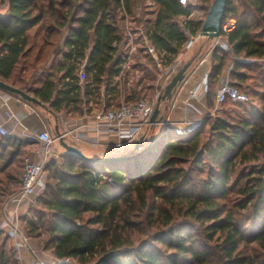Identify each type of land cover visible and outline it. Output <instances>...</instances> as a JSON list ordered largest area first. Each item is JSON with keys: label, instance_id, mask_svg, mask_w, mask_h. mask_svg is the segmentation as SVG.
<instances>
[{"label": "trees", "instance_id": "1", "mask_svg": "<svg viewBox=\"0 0 264 264\" xmlns=\"http://www.w3.org/2000/svg\"><path fill=\"white\" fill-rule=\"evenodd\" d=\"M140 1L139 8L136 0H0V81L50 113L79 116L90 103L114 109L121 97L143 98L158 73L147 45L169 66L199 35L202 21L187 17L206 13L213 0H149V9ZM230 18L228 50L210 53L207 95L211 102L231 66L229 82L247 102L226 100L187 130L150 128L124 160L64 153L45 163V188L24 229L54 259L91 264L114 252L106 264H264V0H227L221 24ZM130 34L139 47L122 70ZM31 144L0 134L4 201L20 188L11 184ZM7 243L0 229V264H17Z\"/></svg>", "mask_w": 264, "mask_h": 264}, {"label": "crops", "instance_id": "2", "mask_svg": "<svg viewBox=\"0 0 264 264\" xmlns=\"http://www.w3.org/2000/svg\"><path fill=\"white\" fill-rule=\"evenodd\" d=\"M189 2H194V0H185ZM205 13L202 10H193L191 14L187 17L188 21L191 22H200L204 20ZM192 37V36H190ZM189 41V40H188ZM224 41V38L218 36L215 39L209 40L205 37L196 36L191 44V46L186 50H182L172 61L171 64L177 63L178 67L182 62H187L190 59H193L191 66L185 73L184 80L177 86L176 90L172 94V98L169 102L160 104V113L159 116L164 118L165 122L168 125L175 126L178 130H187L192 126L200 123L206 117H214L220 112V105L215 103V95L218 89L219 83L216 85L215 94L212 98V101L208 99V87H207V78L208 73L211 68L210 62V53L211 50L215 47H218L217 43ZM199 56V57H198ZM152 58V57H151ZM153 59V58H152ZM242 62H261L262 60L255 59H237ZM160 61V59H159ZM153 63L157 68V75L155 80L152 82L154 87V93L156 91H162L165 85L170 81L173 74L170 78L161 77V73L167 67L158 66L153 59ZM183 63V64H185ZM230 67L223 73L222 78L225 76L228 77V71ZM177 70V69H176ZM134 73H138L137 70ZM118 78V77H117ZM204 79L206 80V90H202V84ZM220 82V81H219ZM197 93L192 97L193 92L197 89ZM3 92L0 91V96ZM103 98V90H101V99ZM122 97L120 98V101ZM102 102V100H101ZM8 109L12 114L17 118L25 130L21 127H15L10 122H7V108L1 106L0 100V123H3L9 130V135L17 136L22 140L30 141L32 145H35V142L29 139V135L36 134L41 131H48L51 129L53 133L55 128H57L60 134L66 133L67 131L73 130L71 135H68L66 138H70L79 145L87 146L91 150H96L98 153L96 155H91L85 153L84 150L80 149L87 157L95 156H107L108 151L112 150H121L126 145L119 146L117 145L116 136L112 133H101L98 134L91 130L95 123L94 114L95 112L102 108L103 105L97 106L90 103L87 106L82 107V113L79 116L74 115V113H50L45 110L43 107L38 105H33L29 102L22 100L21 98H16L11 96L7 102ZM75 130V132H74ZM81 133L84 138L90 140H96L97 145H91L83 141H77L74 138V133ZM69 144V143H68ZM71 145V144H70ZM74 146V145H73ZM59 147V145H58ZM57 147V148H58ZM37 151L38 150H29L28 155L31 156L34 160H37ZM12 206L9 204L5 206L4 211L10 213ZM23 262L27 264L31 263V257L28 254L23 255Z\"/></svg>", "mask_w": 264, "mask_h": 264}, {"label": "built area", "instance_id": "3", "mask_svg": "<svg viewBox=\"0 0 264 264\" xmlns=\"http://www.w3.org/2000/svg\"><path fill=\"white\" fill-rule=\"evenodd\" d=\"M184 3L185 0H180ZM127 22V21H126ZM235 24V20L230 18L226 20L224 23L220 25V32L224 34V41L218 42L217 45L222 50H228V45L225 41L226 34L230 32ZM127 28V25L125 26ZM195 37H189V41H187L186 48H189L193 42ZM133 52V49L130 48L128 56L125 58L124 64L122 66V70L128 68L130 55ZM147 53L154 59L158 66H161L158 55L154 51V49L147 45ZM178 64L175 62L167 66L161 73V77L170 78L172 74L176 72ZM85 72L83 70V65L81 66L78 72L79 82L82 83L85 81ZM118 79V78H117ZM202 90H206V80L204 79L202 84ZM199 88H197L192 97L195 96ZM161 91H156L152 98H141L135 101L134 103H127L121 100L114 109H105L104 107L98 109L94 114L95 123L92 126L94 132L101 133H112L116 136L117 145L123 146L127 144H134L137 142L141 135H144V132L147 128L152 126L149 119L151 114L156 106L158 99L161 96ZM10 95L7 93H2L0 96L1 106H4L8 109L7 102L10 99ZM230 100L231 102H247L248 98L244 93L238 91V89L232 86L229 82L227 76L222 78L219 82L218 89L215 95V103L217 105H221L224 101ZM7 122H10L15 127H21L23 130L21 122L15 118V116L7 110ZM162 125H168L167 122H161ZM75 132V130H74ZM73 130L67 131L66 133L60 134L59 136H54L49 134L48 131L44 130L36 134L29 135V139L40 148L37 151V160H34L31 156L27 155L23 162L22 173L20 178V188L19 190L12 195L6 202V205L12 206V210L9 214H4L3 218L0 221V229L3 230L8 237L11 239H16V237H22V234L19 230V218L18 214L19 210L23 207L30 205L32 203V198L41 193L45 188V179L43 173V166L47 161L54 158L55 147L58 145L59 138L63 137L66 139L68 135H71ZM0 134L8 135L9 130L3 124L0 123ZM74 138L77 141H83L91 145H97L96 140H90L84 138L81 133H74ZM18 244V243H17ZM15 242V255L14 258L18 262V264H22L23 255L21 246L24 244L20 243L17 245ZM24 247L28 251V255L31 257L32 264H45L43 263L36 255L32 248L25 243ZM55 260V264H69L70 260Z\"/></svg>", "mask_w": 264, "mask_h": 264}, {"label": "water", "instance_id": "4", "mask_svg": "<svg viewBox=\"0 0 264 264\" xmlns=\"http://www.w3.org/2000/svg\"><path fill=\"white\" fill-rule=\"evenodd\" d=\"M227 0H213L210 7L208 8L204 20L201 25V29L199 32V36L205 37L209 40L215 39L219 36L220 33V25L223 18L224 8ZM193 59H190L185 64H183L177 72L172 76L170 81L163 88V93L158 99L156 106L151 114L149 119L150 123L154 126L162 122V118L159 116L160 113V104L163 102H169L172 98L173 92L176 90L177 86L184 80L185 73L188 68L191 66ZM0 91L13 94L21 98L22 100L29 102L33 105L41 106V104L32 96H29L27 93L16 89L2 81H0ZM42 107V106H41ZM54 136H59V132L57 128H55L53 132ZM144 139V135H141L139 140L134 143V149L139 150ZM58 145L61 146L67 154H70L81 161L86 162H94V163H110L116 162L119 160H124L126 156L124 155H107V156H97V157H87L80 149L77 147L70 145L66 142V140L61 137L58 140ZM114 256V252H109L101 257H99L95 263L93 264H106L108 261L112 259Z\"/></svg>", "mask_w": 264, "mask_h": 264}, {"label": "rangeland", "instance_id": "5", "mask_svg": "<svg viewBox=\"0 0 264 264\" xmlns=\"http://www.w3.org/2000/svg\"><path fill=\"white\" fill-rule=\"evenodd\" d=\"M137 1V7H139L140 5H141V1L140 0H136ZM186 3H189V1H184V4H186ZM192 3V2H191ZM144 4H145V8H151V3L149 2V0H145V2H144ZM140 8V7H139ZM196 10H201V9H196ZM203 11V10H202ZM206 14V13H205ZM127 21V22H126ZM129 23H130V21H129ZM128 23V19L127 18H125V20H124V25L126 26V25H128L129 24ZM130 25V24H129ZM132 26H133V24H131ZM135 38H136V35H133V34H130V36H129V42H130V48H132L133 50H135L136 48H138L139 47V45H137V44H135L134 43V41H135ZM186 45H187V43L186 44H184V46H183V50L184 49H188V48H186ZM183 63H185V62H182V63H180L181 65H180V67L183 65ZM263 68V70H264V66L262 67ZM176 73V72H175ZM174 73V74H175ZM173 74V75H174ZM134 76H137L135 73H134ZM134 76L132 77V76H130L129 78V82H128V86H130L131 87V84H132V82H133V79H134ZM154 87H153V89H147V90H144L143 91V94H144V96H143V98H152L153 96H154ZM163 93V90L161 91V94ZM141 99V98H140ZM164 104V103H163ZM165 120V119H164ZM165 122V121H164ZM159 126H162V124H156V125H152V126H150L149 128H147L146 129V131L144 132V136L146 137V138H148L149 136H151V134L149 133V130H150V128L152 129L153 128V132L155 131H157V129L158 128H160ZM152 131V130H151ZM48 132H49V134H51V135H53V133L51 132V129L50 130H48ZM66 140V142L67 143H69V144H71V145H74V146H77V147H79L80 149H82V150H84L85 151V153H87L88 154V152L91 154V155H96V153H98V151H96V150H91V148H89V147H87V146H83V145H79V144H77L75 141H73L72 139H70L69 137L68 138H66L65 139ZM133 145L134 144H132V143H130V144H127L123 149H121V150H112V151H108L107 152V154L108 155H121V154H123V153H128V152H130V151H132V149H133ZM58 145H56V147H55V156H54V158H52L53 160H55V161H57V162H59L60 161V155H62V154H64V153H66V151L61 147V146H59L58 148ZM30 149L29 150H38L39 148H40V146L39 145H37V143H35V145L33 146L32 145V147H29ZM28 155V154H27ZM26 155V156H27ZM25 156V157H26ZM25 159V158H24ZM51 160V159H50ZM17 173H16V178H15V180H14V182L11 184V186L12 187H16V186H19L20 185V178H21V173H22V165L20 166V167H18V169H17V171H16ZM45 176V175H44ZM44 179H45V177H44ZM45 183H46V181H45ZM43 192V191H42ZM41 192V193H42ZM41 193H39L38 195H36L35 197H33L32 198V203L30 204V205H27V206H25V207H23L22 209H20L19 210V212H18V214L20 215V218H19V224H18V226H19V230H20V232H21V234H22V237H16V239H11L10 237H8V243H7V246H6V248L8 249V248H10L12 251H13V255H15V242H16V244L17 245H19V247H20V243H24L21 247L22 248H19L20 250H22V254H28L27 252V250H26V248L24 247V245H25V243L27 244V245H29L31 248H32V250L35 252V255L43 262V263H45V264H55V260H54V258H53V256H52V254L50 253V251H44L43 250V248H42V242H41V240H38V239H32L31 237H29V236H27V234H26V231H25V229H24V226H25V218H26V216L28 217L29 215L28 214H32L30 211L28 212V209L30 208V206L32 207V209L34 210V208H35V206H36V204H34V202H35V198L37 197V196H39V195H41ZM12 195H10V196H8L6 199H5V201L3 200L4 199V196H0V202H2V200H3V203H2V207H1V210H0V221L2 220V218H3V211H4V208H5V204H6V202H7V200L11 197ZM4 214H5V211H4ZM6 214H8V213H6ZM6 233L4 232V235H5ZM7 235V234H6ZM96 262V261H95ZM94 262V263H95ZM16 263L18 264V262L16 261ZM22 264H27L26 262L25 263H22ZM91 264H93V263H91Z\"/></svg>", "mask_w": 264, "mask_h": 264}]
</instances>
